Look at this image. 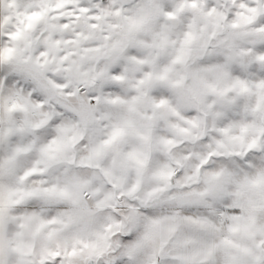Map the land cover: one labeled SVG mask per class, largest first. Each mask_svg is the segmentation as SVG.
<instances>
[{
	"label": "clouds",
	"instance_id": "clouds-1",
	"mask_svg": "<svg viewBox=\"0 0 264 264\" xmlns=\"http://www.w3.org/2000/svg\"><path fill=\"white\" fill-rule=\"evenodd\" d=\"M0 264H264V0H0Z\"/></svg>",
	"mask_w": 264,
	"mask_h": 264
}]
</instances>
